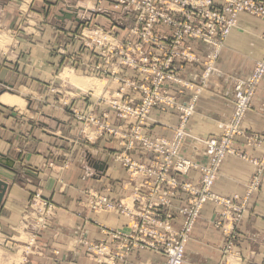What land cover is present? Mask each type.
Returning a JSON list of instances; mask_svg holds the SVG:
<instances>
[{
    "label": "crops",
    "instance_id": "crops-1",
    "mask_svg": "<svg viewBox=\"0 0 264 264\" xmlns=\"http://www.w3.org/2000/svg\"><path fill=\"white\" fill-rule=\"evenodd\" d=\"M58 1L60 5H68L73 0ZM111 2L112 0H104L107 9L112 5ZM109 11L112 12L111 16L99 13L95 18L84 11L86 18L83 21L93 18L95 24L106 27L108 31L119 32L121 35L118 37L124 39L129 31L126 28L135 24L133 14L130 12V18L129 14L125 16L126 10ZM57 21L58 16L54 25L56 28ZM121 22L125 23L124 30ZM66 23V26L79 25L73 21ZM263 33L264 21L246 14L240 17L239 27L232 31L222 50L217 72L211 77L207 92L200 96L197 103L196 113L189 125L193 134L203 138L219 136L220 123L227 120L233 111L231 100L235 93V83L247 79L255 63L263 57ZM193 45L199 55L207 56L211 52V48L204 44L197 42ZM88 52L87 50L86 56L90 54ZM89 59L87 61L98 62L93 56ZM201 70V65L188 67L182 77L197 82ZM125 73L129 77H136L132 72ZM22 78V75L15 74L4 83H20ZM106 82L110 83L109 80ZM172 89L174 93L177 91L176 87ZM188 96L189 93L179 95L178 99L185 102ZM2 100H6L3 95L0 96V102ZM77 105L84 107L87 104L83 102ZM113 122L116 125L123 124ZM178 124L179 117L175 111L164 113L154 110L146 131L153 138H170L173 128ZM124 125L128 127L127 124ZM244 126L247 138H240L236 148L245 156L226 158L214 191L226 198H243L258 169L256 164L262 163L261 183L252 195L248 212L234 226L228 223L227 228L237 234L235 250L242 264H264V80ZM82 128L69 111L40 110L38 113L22 114L0 108V160L9 159L15 168L14 170L0 163V180L8 184L0 207V227L6 236L13 234L22 224L23 213L36 193L48 198L56 206L57 215L50 227L37 237L36 252L24 256L26 264H95L86 257L85 248L78 240L84 235L92 242H99L100 228L91 222L86 224L78 214L98 218L110 226L124 227L127 224V220L117 212L96 216L86 206L89 190L107 195L115 203L121 200L128 203L129 198L134 195V184L130 182L126 171L107 157L110 151L121 149L116 140L105 136L88 140ZM253 135L259 139H248ZM193 151L188 145L184 154L199 162H207L203 153ZM144 155L140 148L133 153L136 158ZM101 167L104 168L103 171L100 170ZM198 178L197 171H192L187 177L192 181ZM186 203L187 195L180 192L173 198L174 206L171 209L176 212V208ZM219 209L214 204H208L204 208L187 245L185 264H220L222 261L221 249L226 236L215 226V222L220 219ZM181 223L182 218L177 216L173 225L179 228ZM10 261L11 259L5 258L0 264H9ZM163 261L162 255L135 250L125 264H159Z\"/></svg>",
    "mask_w": 264,
    "mask_h": 264
},
{
    "label": "built area",
    "instance_id": "built-area-1",
    "mask_svg": "<svg viewBox=\"0 0 264 264\" xmlns=\"http://www.w3.org/2000/svg\"><path fill=\"white\" fill-rule=\"evenodd\" d=\"M101 3V2H100ZM127 8L134 16L135 24L126 38L120 39L112 33L98 29L82 34V46L101 57L107 74H116L115 65L131 70L136 77H123L125 86L140 98L125 99L122 89L120 97L113 98L109 108L123 121H134L130 131L123 127L101 126L105 133L121 136L125 152L117 156L132 177L142 180L141 190L136 193L132 206L121 202L116 205L106 196L91 193L90 207L97 213L120 212L129 218L128 228H115L97 222L105 239L98 243L85 242L88 251L100 263H125L134 250H151L165 257L161 264H184L186 247L203 208L208 203L223 206L224 218L238 221L244 213L242 204L223 198L214 192L219 170L225 159L236 155L234 146L237 137L244 134L243 122L252 108L260 82L264 79V57L260 60L253 76L240 81L233 100L234 113L222 124L223 134L219 139L203 141L209 164L202 165L182 155L185 141L193 136L187 126L195 113L196 94L189 103H180L179 94L200 90L197 83L182 77L189 66L204 64L206 77L215 67L218 54L232 31L238 28L242 14H249L264 21V0H116L115 10ZM264 40V34L261 36ZM213 47L214 53L203 60L194 43ZM117 60V64L114 63ZM112 64V66H111ZM117 68V67H116ZM179 88V94L173 92ZM177 110L181 126L175 129L173 139H152L145 133L154 109ZM109 117V114H104ZM141 146L150 156L149 162L135 160L128 154ZM199 170V183L179 181L176 176H187ZM188 195V203L178 208L183 218L181 228L173 226L174 215L167 211L173 206L172 198L177 192ZM43 207L52 211L53 205L38 195ZM235 235L230 234L224 255L231 256ZM225 264H232L227 262Z\"/></svg>",
    "mask_w": 264,
    "mask_h": 264
},
{
    "label": "rangeland",
    "instance_id": "rangeland-1",
    "mask_svg": "<svg viewBox=\"0 0 264 264\" xmlns=\"http://www.w3.org/2000/svg\"><path fill=\"white\" fill-rule=\"evenodd\" d=\"M56 1L57 2H54L53 0H0V96L3 95L6 98V100H2V102H0V108L1 107L6 108L12 111H16L18 113L21 112L22 114L24 113L32 114L33 112L38 113L40 110L46 112L48 110L69 111L74 116V119L83 127L82 128L83 133L87 136L88 140H95L97 136L99 137L105 136L110 139L113 138L114 140H116L117 145L121 147V149L119 151L118 150L110 151L107 154V157L111 162L120 165L126 171V173L129 176L130 182L134 184V195L133 197L129 198L128 203L125 202L124 200L115 203L112 200H110V198L107 195H104L95 190H89L87 196V203H86L87 208L90 210V212L93 215L98 216L103 214H112L115 212L97 213L93 211L89 204L91 201V193L93 192L100 193L106 196L111 202H113L116 205L120 204L121 202H124L125 204L132 206V200L135 194L139 193L141 190L142 180L138 176L132 177L129 171L123 167L121 161L117 160V156L122 155L123 152H125V148L124 146H122L121 143L122 142L121 136L109 135L108 133H105L104 129L101 127L110 124L111 127H115V128L123 127L124 131H130L133 125L135 124V122L123 121L117 118L115 113L109 108L110 106L109 103H107V101H111V99H113L114 97L115 98L120 97L119 95H122L123 88L125 89L123 94L126 100L133 98L137 102H139L140 98L137 94L131 91V88L125 86V84L122 81L123 77L128 76L126 75L125 72H130L131 70H129L128 68H124V66L122 65L120 66L115 65L114 68L116 74L114 76L110 72L106 74L104 72V68H102L101 70H96L95 69L96 67L93 68L94 65L103 64L102 63L103 61L100 59L101 57L95 55V53H93L90 49L88 50L90 54L87 56H89V58L91 56H93V58H97L98 62L93 63L87 61L89 59L86 56L87 50L83 48L80 42L82 43V34L84 31H86V35L88 36H92V34L89 32L98 29L104 30L106 33H112L117 37L118 35H121L117 31L116 33H114V31L112 30L108 31L107 29H105L106 27L104 28L103 26H98L97 23L95 24V22L92 21L93 18L91 20L88 19V21L86 20L83 21V18H86L84 11L85 12L87 11L88 15H90L91 17L94 16L95 18V15H100L99 13L105 15L108 14L111 16L112 14L110 13L112 12H110L109 9H112V11H119V10L114 9V4L116 3V0H112L111 2L112 5H110L109 9H107L104 0H73L72 2L70 1V4L68 5L67 4L60 5V3H58L59 1L58 0ZM123 10H126L124 11L127 13L125 16H127L128 14L130 15L131 11L129 9L127 8L120 9V11ZM66 14H70L72 18H66ZM57 16L59 21H57V28H56L54 25ZM66 21H73L76 23L78 22L79 25L77 26L71 24L66 26L67 25ZM87 22L88 25L86 24ZM121 23H122L121 28L122 30H124L125 29L124 27L126 26L123 25L125 23L123 22ZM126 29L130 30V27ZM55 31H58V33H55ZM79 38H80V42H79ZM205 46L211 48V52L207 56L200 55L203 60H207L214 53L213 47L209 45H205ZM222 50L218 54V58L215 61L214 70L210 74L209 73L207 74L209 75L207 76V79L206 77H204L206 75L205 65L202 63L197 64L202 66L201 76L197 82L195 81L192 82L197 83V86L200 88V90L187 91L185 94L187 95L189 93V96L187 100H185V102L180 101L178 99L180 103H189L192 100V98L197 94L198 100L195 104V113H196L197 103L200 100V96L207 92V88L209 86L211 77L215 74V72H217V63L221 56ZM263 57L260 60H262ZM260 60H258L255 63L254 69L251 75L247 79L238 80L235 83V93L231 100L233 111L231 116L227 120L220 123L219 136L212 138H203L196 136L190 130L189 127L190 122L188 123L187 129L189 133L193 136V138H189L185 141L184 148L182 150V155L185 158L192 160L198 164H202V165L209 164L210 160L206 154V149L203 144V141L211 140V139H219L222 136L223 134L222 124L230 120L234 113L233 100L236 94V86L240 81H247L253 76L255 72V67ZM114 63L117 64V60L114 59ZM15 74L22 75L23 78L20 83L15 82L12 85L4 83V81L8 79H12V77ZM106 80H109L110 83L109 82L107 83ZM84 81H86V84L84 83ZM262 81L260 82L257 91ZM178 91L179 88H177L175 94H179ZM185 94H179V95H185ZM3 102L6 104H3ZM83 102L87 105L84 107L77 105V103H83ZM252 108H253V104H252ZM154 110H160L161 112L164 113H167L169 111H175L179 117V124L175 128H173V134L170 138H166V137L153 138L146 131L148 124L152 121V113H151V120H149V122L145 127V133L152 139L164 138V139L172 140L175 133V129L179 128L182 124L180 113L177 110L162 111L161 109L158 108ZM106 113L109 114V117L104 116V114ZM246 118L242 126L244 134L242 136L237 137L234 143L237 154L230 156H240L242 158H244L245 156L240 151H238V149L236 148V143L242 137L247 138V131L244 126ZM113 121L115 122L118 121L123 124L116 125L114 124ZM124 124H127L128 127H126ZM248 139L257 141L259 138L253 135L252 137L249 136ZM188 145L191 147L192 150L196 151L197 153L198 152L203 153L207 158V162L202 163L193 158L185 156L184 151L186 146ZM139 148L142 149V152H144L145 155L143 157L136 158L133 156V153ZM137 149L129 152L128 154H130V156L135 160L141 162H149V160L152 159L141 146H138ZM256 165L258 169L256 171V174L254 175L251 184L247 188L246 195L243 198L238 196H235L233 198H226L214 191L217 195L235 201V203L242 204L244 202V213L238 221H235L232 218H224L222 216L224 212L223 206L215 203H208V204H214L215 206L220 208L218 212L220 219L215 222V226L218 229H220L223 232V234L226 236L225 244L221 249L222 261L220 262V264H225L228 261L231 262L232 264H242L235 250L236 240L238 238L237 234L234 230L228 229L227 224L231 223L234 226V224L239 223L242 220L243 216L248 212L252 195L259 188L261 183L263 165L262 163L260 164L257 163ZM222 166L219 170L218 179L221 176ZM193 171H197V170H193ZM197 172L199 173V178L195 181L187 179L190 173L187 176H176V177L179 181H190V182L199 183V181L201 180V173L199 170ZM180 192L181 191L177 192V194H179ZM181 193L187 195L184 192ZM177 194L174 197H176ZM38 195H40L43 199H46L48 202H50V204L53 205V209H51L52 211L49 212L48 208L45 209L43 207ZM173 198H172V202H173ZM187 203H188V195H187ZM187 203L185 205H187ZM173 206L171 208H173ZM171 208H167V211L171 212L174 215V221H175L177 216H180L177 212L178 208L180 207L176 208V212L173 211ZM117 213H119L127 220L126 226L124 227L110 226L105 224L98 218L93 219L90 218L89 216H84L82 214H78V216L82 218L86 224L91 222L95 225H98L97 222H100L110 227L128 228L130 223L129 218L122 215L120 212ZM56 215L57 213H56L55 204L51 202L48 198L41 195L40 193H36L31 198V201L29 202L27 209L23 213V219L21 222L22 224H20L19 228H17L13 234L6 236V234L3 232V229L0 227V263L4 261L5 258H9L11 259L9 264H26L27 261L26 259H23L24 256H30L36 252L35 248L37 246L36 245L37 237L44 231L48 230V228L51 225V222L56 217ZM182 223H183V218H182ZM181 226L179 228H181ZM174 228L176 230L179 229L176 227ZM231 233L235 235L234 250L231 256H225L224 248L227 245V241ZM100 234H101V239L99 240V242L105 239V235L101 232V230H100ZM78 241L80 244L84 246L86 257L91 262L95 264H107V263L98 262L96 258L89 253L88 247L85 242L91 243L92 241L85 238L84 235ZM93 243H98V242H93ZM141 251H151V250H141ZM133 252H131V254ZM127 259L125 263L127 262ZM164 261H165V257H164ZM125 263H118V264H125ZM72 264H79V263L73 262Z\"/></svg>",
    "mask_w": 264,
    "mask_h": 264
},
{
    "label": "water",
    "instance_id": "water-1",
    "mask_svg": "<svg viewBox=\"0 0 264 264\" xmlns=\"http://www.w3.org/2000/svg\"><path fill=\"white\" fill-rule=\"evenodd\" d=\"M66 18H72V16L70 14H66ZM0 163L6 165L11 169H14V164L10 162L9 159L4 158V160H0ZM103 169L104 168L102 167L100 168L101 171H103ZM7 189H8V184L0 180V207Z\"/></svg>",
    "mask_w": 264,
    "mask_h": 264
},
{
    "label": "bare ground",
    "instance_id": "bare-ground-1",
    "mask_svg": "<svg viewBox=\"0 0 264 264\" xmlns=\"http://www.w3.org/2000/svg\"><path fill=\"white\" fill-rule=\"evenodd\" d=\"M67 73H69V72H67ZM84 83L86 84V81H84ZM88 84V83H87Z\"/></svg>",
    "mask_w": 264,
    "mask_h": 264
}]
</instances>
